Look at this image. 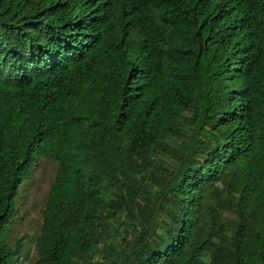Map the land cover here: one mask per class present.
I'll list each match as a JSON object with an SVG mask.
<instances>
[{
	"label": "trees",
	"instance_id": "trees-1",
	"mask_svg": "<svg viewBox=\"0 0 264 264\" xmlns=\"http://www.w3.org/2000/svg\"><path fill=\"white\" fill-rule=\"evenodd\" d=\"M39 159L33 264L264 262V0H0V264Z\"/></svg>",
	"mask_w": 264,
	"mask_h": 264
},
{
	"label": "rangeland",
	"instance_id": "rangeland-1",
	"mask_svg": "<svg viewBox=\"0 0 264 264\" xmlns=\"http://www.w3.org/2000/svg\"><path fill=\"white\" fill-rule=\"evenodd\" d=\"M56 164L39 159L31 179L24 181L18 192L15 212L9 225V242L15 251L11 264H33L36 259L35 240L42 224L41 211L54 180ZM248 264H264L257 258Z\"/></svg>",
	"mask_w": 264,
	"mask_h": 264
}]
</instances>
